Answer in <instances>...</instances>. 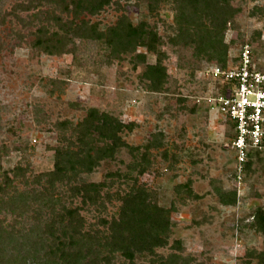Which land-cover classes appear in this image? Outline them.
Masks as SVG:
<instances>
[{
  "label": "rangeland",
  "instance_id": "rangeland-1",
  "mask_svg": "<svg viewBox=\"0 0 264 264\" xmlns=\"http://www.w3.org/2000/svg\"><path fill=\"white\" fill-rule=\"evenodd\" d=\"M30 1L34 6L24 11L22 5L27 7ZM37 1L0 0V151L7 153L0 158L2 170L28 163L32 175L50 171L52 148L60 145L56 124L67 122L73 127L87 109L96 108L132 125V131H125L122 138L139 151L120 148L114 158L78 176V183L108 184L103 193L110 200L104 199L103 207L81 211L87 228L97 225L98 218L115 217L120 205L116 193L122 195L137 181L156 193L160 206L171 209L169 245L157 250V255L165 258L174 253L187 264H244L247 251H263L264 236L247 225L252 214L264 208V152L249 150L250 168L237 185L234 155L226 148L233 135L232 123H225L208 99L211 82L205 70L211 64L194 58L191 48H171L166 43L167 81L161 92H154L141 78L146 65L155 60L144 49L112 56L93 41L77 39L73 55L39 54L30 47L34 26L25 24L35 16H46L48 8ZM148 2H121L122 12L134 24L147 20L167 40V27L173 20L171 6L163 4L158 16L150 17L144 7ZM230 3L238 13L224 35L229 46L227 61L248 43L256 67L263 70L264 14L257 9L264 10V0ZM13 7L15 18L10 15ZM122 12L110 6L91 22L109 26ZM140 53L145 54L144 62L135 58ZM53 80L66 85L51 94ZM152 140L159 146L150 149L148 162L142 163L143 147ZM140 165H146L143 175L138 172ZM110 173L116 176L106 178ZM19 189L24 187L19 185ZM217 191H235L236 204L222 205ZM71 203L79 206L80 200ZM26 221L28 226L30 221ZM174 241L180 242L181 249L170 248ZM111 264L127 262L115 255ZM135 264L151 263L149 257H137Z\"/></svg>",
  "mask_w": 264,
  "mask_h": 264
},
{
  "label": "trees",
  "instance_id": "trees-1",
  "mask_svg": "<svg viewBox=\"0 0 264 264\" xmlns=\"http://www.w3.org/2000/svg\"><path fill=\"white\" fill-rule=\"evenodd\" d=\"M130 1L38 0L36 4L48 10L45 17L35 16L25 22L34 26L30 31V47L50 57L73 55L77 39L93 41L112 56L144 49L145 54L154 56L155 60L146 65L141 78L154 92H161L167 81L164 65L167 54L163 50L166 43L171 48H191L194 58L211 66H226L229 46L224 35L238 13L230 0H149L144 7L150 17L158 16L163 4L171 6L173 20L167 27V40L147 20L136 24L129 20L122 12L121 2ZM33 4L27 2V7L22 5L23 10L29 12ZM110 6L122 12L114 24L102 26L91 22ZM257 11L264 14V10ZM10 15L15 18V7ZM255 34L256 38L261 36L260 32ZM145 54H136L135 58L144 62ZM50 83L51 94L66 85L54 80ZM178 101L185 102L184 99ZM56 127L61 133L60 145L52 148L50 171L32 175L28 163H17L7 171L0 166V212L4 216L0 218V264H111L115 255L127 264H135L137 257H149L151 264H187L174 253L165 258L157 255V250L169 245L171 209L160 206L156 193L137 181L122 195L116 193L120 205L115 217L98 218L97 225L87 228L81 215L86 207H103L104 199L109 201L110 196L103 193L108 188L105 181L78 183V176L91 173L100 162L114 158L120 148L139 151L122 138L133 126L89 108L73 127L67 122H60ZM158 146L155 140L144 145L142 163L148 162L147 152ZM6 154L0 151V158ZM250 165L248 160L243 167L244 175ZM146 171V165L139 166L140 175ZM114 176L110 173L106 178ZM19 185L24 189L20 190ZM217 197L224 206L236 204L235 191H217ZM75 199L80 200V205L73 207L71 202ZM7 217L10 220L7 221ZM251 218L247 226L264 236V208L256 210ZM26 219L30 221L28 226H25ZM170 248L179 250L181 244L174 241ZM243 260L244 264H264V250L247 251Z\"/></svg>",
  "mask_w": 264,
  "mask_h": 264
},
{
  "label": "built area",
  "instance_id": "built-area-1",
  "mask_svg": "<svg viewBox=\"0 0 264 264\" xmlns=\"http://www.w3.org/2000/svg\"><path fill=\"white\" fill-rule=\"evenodd\" d=\"M248 44L225 67L209 66V101L220 118L232 123L233 136L226 148L234 155L235 179L242 183L249 150L264 152V69L256 67Z\"/></svg>",
  "mask_w": 264,
  "mask_h": 264
}]
</instances>
